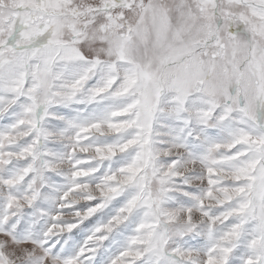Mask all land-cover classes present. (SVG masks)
I'll return each instance as SVG.
<instances>
[{
  "label": "snow or ice",
  "instance_id": "snow-or-ice-1",
  "mask_svg": "<svg viewBox=\"0 0 264 264\" xmlns=\"http://www.w3.org/2000/svg\"><path fill=\"white\" fill-rule=\"evenodd\" d=\"M0 264H264V0H0Z\"/></svg>",
  "mask_w": 264,
  "mask_h": 264
}]
</instances>
